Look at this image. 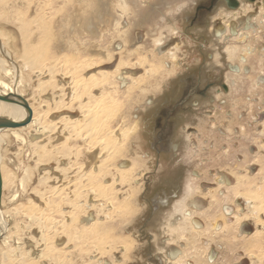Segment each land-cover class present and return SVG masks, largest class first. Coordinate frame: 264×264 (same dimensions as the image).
<instances>
[{"label":"rangeland","instance_id":"obj_1","mask_svg":"<svg viewBox=\"0 0 264 264\" xmlns=\"http://www.w3.org/2000/svg\"><path fill=\"white\" fill-rule=\"evenodd\" d=\"M183 1L0 0L5 7L0 9L3 17L0 20L3 49L0 59L14 75L0 73V78L13 86L17 73L21 75L23 81L19 90L27 101L33 121L44 116V123L51 125V121L54 123L66 115L79 120L78 106L102 94L121 100L119 112L109 121V131L115 133L116 141L117 133L131 129L134 124L138 126L125 140L123 150L106 163L110 176L99 180L100 184H108L112 175L116 179V172L134 163L135 176L133 174L130 187L115 185L117 202L125 198L128 210L110 221L104 215L111 209L109 204L102 212L101 203L104 202L92 200L88 194L86 197L85 189L79 190L80 183L85 185L84 179L80 180L81 174L90 171V167L94 173L96 160L106 152L101 151L103 146L98 144H93V149L87 152L88 142L95 141L94 137L89 141L66 142L71 155L63 157L59 143L65 134L58 138L56 133L42 135L31 126L19 132L26 141L21 144L10 132H1L0 164L4 180L0 210L7 230L0 237V264H99V260L100 264H177L171 261L177 260L182 251L191 252L182 258L187 264H264V227L261 224L264 223V185L260 182L264 177V24L239 22L237 17H242L251 7L244 4L236 14H228L217 5L207 26H191L187 19L204 0ZM261 9L259 7L258 11ZM244 33L246 38L241 42L240 38L236 39ZM158 40L161 45L155 46ZM243 41L246 42L242 44ZM168 50H172L174 61L166 54ZM154 57H164L161 67L171 68L175 74L165 79L160 71L146 78L144 69L152 63L160 64ZM140 58L147 61L144 66L138 64ZM120 59L128 60L131 68L122 69L121 74L119 71L114 86L96 87L89 90V96L81 97L83 101H72L69 109L54 110L62 91L66 94L65 103L71 94L68 85L71 73L67 74L71 67L68 66H79L91 60L94 68L76 73L86 80L91 76L99 78L98 72L112 74ZM199 64L204 72H211L217 79L221 77L227 85V93L215 94L210 90L208 96L212 102L199 101L191 114L186 113L180 122L172 140L178 150L171 156L174 158L169 166L181 170L183 184L173 188L177 196L168 207L151 216V206L157 203L145 200L150 193L143 198L141 184L145 172L150 171L155 162L145 145V141H149L148 126L160 100L174 98L178 92V78ZM51 69V73L48 72ZM123 76L129 79L123 80ZM139 77H143L141 83L130 82V78ZM232 78L236 86L231 85ZM40 84L48 85L44 92L37 87ZM128 85L133 90L125 97ZM188 127H193L194 133L188 134ZM34 141H39L38 148L30 145ZM39 146L45 147L47 156L39 158L43 150ZM237 178L244 184L257 185L258 193L263 196L251 202L233 196L230 189L236 187ZM237 191L249 190L241 187ZM76 192H79L77 199ZM67 201L79 208L83 206L82 211L74 212ZM256 202L262 210L257 219L250 211ZM180 203L183 204L179 207L181 211L195 213L191 216V225L179 211ZM76 214L79 215L75 223L77 229L87 225L81 220L97 219L101 227L110 232L106 235L118 242L112 245V250L109 245L104 247L108 252L95 263H91V259L98 257V247H88L86 242H83V249L88 253L81 256L77 255L72 242L60 253L51 249L65 243L60 215L71 228L68 226L70 215L75 217ZM233 214L247 220L242 219L233 227ZM222 226L223 231L217 233L215 229L219 231ZM255 232L260 235L258 241L253 238ZM6 234L10 237L9 243L2 244L1 238ZM42 234L46 235L43 242L40 241ZM121 240L129 244L127 251L122 250ZM246 241L250 246L248 252L245 251ZM205 252L212 262H206Z\"/></svg>","mask_w":264,"mask_h":264},{"label":"bare ground","instance_id":"obj_2","mask_svg":"<svg viewBox=\"0 0 264 264\" xmlns=\"http://www.w3.org/2000/svg\"><path fill=\"white\" fill-rule=\"evenodd\" d=\"M185 2H186V0H185ZM185 2L183 1L182 3H185ZM121 5L123 6V4H121ZM156 43H158V42H156ZM1 50H3V49L0 46V51ZM5 55L7 56V54H5ZM7 58H8V56H7ZM52 61H54V60H52ZM90 61L89 62L88 61H84V62H82V64L80 63L79 66L77 64H71L70 66H68L69 64L67 65L68 67H71L69 69L67 67V69H68L67 74L71 73V77H70L71 80L68 83V85L70 86V93L71 94H70V96L68 95V102L65 103L63 101V98L65 97L66 94L64 93V91L61 90L62 94H59L60 95V98L58 99L59 102L54 106V110L56 112H58L59 110H61L63 108H66V109L68 108L69 109L70 108L69 104L72 101H75V100L83 101L84 99L80 100L81 97L84 94H87V96H89L90 95L89 94V90H91V89H95L96 87H99V86L101 88H102V86H104V87L109 86V88H110V86H114L115 82L113 81V78L116 76V74L119 72V70L122 69V68L130 67V65L128 63H126L124 60L120 59V61L117 62V66L115 67V69H114L112 74H108L109 72L108 73H100V72L97 71L99 73V74L97 73V75H99V78H96L95 76L94 77L91 76V78L83 80V77L81 76V74H80V76H81V78H80L79 76L76 75V73L80 72V71H84V70H86V71L89 70L93 66V62H90ZM143 62H144L143 59L139 60L138 64L140 66H142ZM5 65H6L5 61L3 59H0V73H2L4 76H11V77L14 76L12 70L5 68ZM49 66H51V65L49 64ZM95 67H96V65H95ZM50 68H52V67H50ZM93 68H94V66H93ZM48 70H49V68H48ZM51 71H52V69L50 71H48V72L51 73ZM102 71H104V70H102ZM121 73H122V71H120V74ZM22 81H23V79H22V77H21V75L19 73H17V79L15 80V83H14L13 86H11V84L9 85V84L3 82L1 80V78H0V94L11 93V94H17V95L22 97V92H21V90H19L20 89L19 86H21ZM37 87H39L40 90H43L42 92H44V88L48 87V85L47 84H45V85L44 84H40V86H37ZM60 88H62V87H60ZM63 88H65V87H63ZM52 89H54V88H52ZM99 90L102 91L101 89H99ZM126 92H124V96H127L126 94H128L130 91L128 90ZM98 95H99V93H98ZM119 101H121V100L117 99L116 97H109L108 95L104 96V95L101 94L98 98H95V99H92V100L88 99V101L87 102L85 101V103L83 105H79L78 106V109L80 111H78V110L77 111H78V113H81V116H80L79 120L70 119L65 114L66 116L60 117L54 123H52V121L50 120L51 121V125H47L46 123H44V121H45L44 116H41V117L38 116L39 119H35L34 121L32 120V117H31L30 122L27 125H25L24 127H20V128H16V129L2 130V131H0V134H1V132H6V131L10 132L11 136L16 141H19L21 144L25 143L26 141H25L24 138H22L19 135V132L21 130L26 129V128H30L31 126L35 129V132H38L40 134L44 133L46 135H50V134L56 133L57 134V138L59 136H61L62 134H65L66 137L64 138L62 143H59V144H61V146L63 148V150L61 152V156H63V157H69L71 155L70 150L68 149V146L66 145V142H68V141L69 142H75V141H77L79 139H81L83 141H87V140L89 141L90 139H92V137H94L96 142L95 141H93V142L89 141L88 142V145H87V148H86L87 152H89L90 150L93 149V146H94L93 144H98L100 146H103V148L102 149L100 148V149H101V151L106 150V152H104V155L102 157H100L99 160H96L97 166H94V168H95L94 173L91 172V167H90V171L87 170L88 172H86V173L82 172L83 174H81L80 180L84 179L85 185H81L83 183H80L79 190L80 189H85L86 197L91 196L92 200H97V201L104 202V203H101V205H102L101 211L102 212L105 209L104 207L109 204V207L111 209L105 211L104 215H105V217H107V220L109 218V221H110V220H112L114 218H119V217L123 216V214L126 213V211L128 210V208H125V207H127L125 198H124V200H122L120 202H117L116 197H117V193L118 192L115 189L116 183H118V185H120V186L122 185V186L130 187V184L132 182L131 178H132V176L134 174V163H133L128 168L116 172V175H115L116 179H114L113 178L114 175H112V181L110 183L105 184V185L99 183L100 182L99 180L102 179V177L107 176V175L110 176V171L108 169L109 166H106V163L111 162L112 160H114L115 156L117 154H119L123 150L125 140L129 136V134L132 133V132H135V129L137 128V124H134V126L130 127L131 129H126V130H124L122 132L120 131L119 133H117L118 141H116V138H115V135H114L115 133H113L112 130L109 131V127H110L109 126V121L112 120L114 118V116L119 112V109H118L119 103H120ZM76 105L77 104H75L74 107H76ZM49 111H51V110H49ZM55 111H54V113H55ZM47 114H48V112H45V115H47ZM24 115H25V112H24V110L21 107L13 105V104L0 102V117L6 118V119L14 121V122H17V121L21 120L24 117ZM36 118H37V116H36ZM49 122H48V124H49ZM263 127H264V122H263ZM44 134H42V135H44ZM104 138H105V140H104ZM36 140H39V139H36ZM2 142H3V135L1 134L0 135V144ZM38 142H35V141H34V143L31 142L30 145L31 146H35V148H38L37 147L38 146ZM96 147H98V146H96ZM39 148L40 149L43 148L42 154L41 155L39 154V158L47 156L48 152H46L47 150L45 151V149H44L45 147L39 146ZM96 149H95L94 152H96ZM98 149H99V147H98ZM51 150H53V149L51 148ZM81 167H82V165H81ZM2 172H3L2 165L0 164L1 183H2V189H3V180L4 179L2 177ZM262 172H263V170H262ZM126 175H127V178H126ZM134 176H135V174H134ZM76 180H78V179H76ZM260 182L264 185V177L261 178ZM235 185H236V183H235ZM241 187L245 188L246 190H249V191L243 192V193L238 192L237 191L238 188H241ZM132 189H133V187H132ZM123 191H125V190H123ZM133 191L135 192V190H133ZM254 191H255V194H254ZM230 192H231V194L233 196L243 198V199H245L248 202L249 201L251 202V201H254V200H258L260 198L259 195H262V193H260V194L258 193V186L257 185L254 186L251 183L244 184V183H242V180H239L238 178H237L236 187L230 189ZM78 193L79 192L75 193V195L77 196V197H75L76 199L79 198ZM87 194H88V196H87ZM15 197L16 196L14 195L12 197V199H14ZM259 201H262V199H260ZM67 203L69 205H71L73 207V209H75L74 212H76V213L82 211V209H83V206H81V205H80L81 208H79L76 205H74L73 203H69V201H67ZM1 205H2V199H1ZM92 207L94 208V206H92ZM250 209H251L250 210L251 213L254 214V218L257 219L259 211L260 212L262 211V210H260L261 208L258 206L257 202H256V205H252L250 207ZM50 211L52 212L53 209L50 208ZM1 213H2V211L0 210V237L7 230V225H6L7 222L4 221V219H3L4 217L2 218V216H1L2 214ZM53 213H54V211H53ZM205 214L207 215L209 213H205ZM42 216H43V214H42ZM78 216L79 215H77V214H76L75 217L70 215V219H69L70 224L68 226H70L71 228H69V227H67V224H65L63 222L64 221L63 216L60 215V218H62V219H60L59 222H60V225H61V232L65 233L64 236H66L65 240H63V241H65V243H63V244L61 243L62 245H60L58 248L51 247V249H52V251H57V252L59 251V253H60L62 248L67 247V243H69V242L71 243L72 242L73 244H75V246H73L74 249H75V247L77 249V255L81 256L82 253H86V254L88 253L87 251H84V249H83V244H84L83 242H86V245L88 247H98V251H97V254H96L98 257L97 258L95 257V258L91 259L92 260L91 263H95L97 261V259L99 260L100 257H103V255H105L108 252L107 249H105L104 247L108 248V245H109V249L112 250V249H114L112 245L115 244V243L118 244V242H116V240L112 236L108 237L106 235V234H108L110 232L107 233V231L105 230V227H101V224L98 223L97 219H94V220H90V219H87V218L83 219V220H81V222L82 223H86L87 224L86 227H83L81 229H77L76 226H75V223L78 220ZM173 217H175V216H173ZM232 218L234 219L233 227L237 226L242 221V219L243 220L245 219V217H237L236 214H233ZM48 220H49V218H48ZM184 220L186 221L187 219H184ZM245 220H247V219H245ZM101 222H103V221H101ZM256 222L258 223V220ZM168 223H169V221H168ZM261 224H262V227H264V223H261ZM223 229H224V226H222L221 230H219V231H217L218 229H215V230L217 231V233H220V232L223 231ZM107 230L109 231V229H107ZM197 232H199V231H196V233ZM258 234L259 233H256V232L253 233V236H255L253 238L255 240H257V241H258V239L260 237V235H258ZM44 237H43V234H42V236H40V241H42V242L45 241ZM1 239H2V244H7V242L9 243L10 237L7 236V234H6V236H3ZM13 244H15V243H13ZM120 244H123L122 247H121L122 250L127 251L129 249V244H127L125 241L121 240ZM248 244H249V242L246 241L245 246H247ZM249 248H250V246L248 245L246 247V249L245 248L244 249H245L246 252H248L247 250ZM45 249H47V246L45 247ZM190 253H191L190 251H184V253L182 251V255L177 260H175V263L177 262V264H185V261L183 260L184 261V263H183L182 258L184 259V257L188 256ZM195 257H196V255H195ZM196 259H197V261H200L199 258L196 257ZM211 261H212V259L209 260V262H211ZM99 262L101 263L102 261L99 260Z\"/></svg>","mask_w":264,"mask_h":264},{"label":"flooded vegetation","instance_id":"obj_3","mask_svg":"<svg viewBox=\"0 0 264 264\" xmlns=\"http://www.w3.org/2000/svg\"><path fill=\"white\" fill-rule=\"evenodd\" d=\"M244 4L249 7H253H250V9L245 11V13L242 14V17L240 16L241 18L237 17L239 18L238 21L242 24H253L254 21L260 24H264V0H204V2H200L195 6L193 14L187 19V21L191 26H207V24H209V18L212 16L217 5H220L221 9L224 12L233 14L236 11H239L240 7ZM259 7H262L263 9L258 11ZM258 17L262 18L258 19ZM230 22H233V20H231ZM218 24H221V22H219ZM244 38H246V33L239 34L236 39H239V41L241 42ZM200 41H202V39ZM157 42L158 43H156L155 46L161 45V42L159 40ZM245 42L246 41H243L242 44ZM166 54L171 56V60L174 61V54L172 50H168ZM247 54H249L248 51ZM164 57H159L158 59L154 57V59L157 60H155L156 62L160 61V64L159 66H157V64L155 65L153 63H149L151 64V67L147 66V68L144 69V76L146 78H150L152 75L158 74L160 71L166 76L165 79L175 74L174 70H172L171 68L165 69L164 67H161V65H163ZM140 60H142V58H140ZM124 61L129 64L128 60ZM201 61L203 62V59H201ZM146 63L147 61L143 62V64ZM122 69H120L119 71H121ZM118 76L120 75L118 74L116 77L118 78ZM143 77L130 78V82L141 83V79L143 80ZM123 79L129 78L127 76H123ZM113 81L115 82V77L113 78ZM177 82L179 84L178 92H176L174 98L163 97L160 100L158 108L152 114L153 117L151 118L150 124L148 126L149 130H147L149 133V141H145V145L149 153L154 156L155 162L152 166V169L148 172H145V177L143 178L141 184L144 186L143 198L144 196H146V194L150 193V197H145V200H147L149 203H157V206H151V216L156 214L160 209L168 207L170 202H172V199L177 196L176 190L173 188L179 187L180 184H183L184 178L181 170H176L175 168L169 166V161L173 160L174 158L171 156L176 155V152L178 150L177 145H172V140L177 131V128L179 127L180 122H182L186 113L191 114V111H193L194 108L199 105V101L203 102L208 100L209 102H212V99L208 96V92L210 90L213 89L215 94L227 93V85L225 82H223L221 77L220 79H217L216 76H212L211 72H204L200 64L189 70V72L183 75L181 78H178ZM230 82L231 85L234 86H236L237 84L233 78L232 80H230ZM130 86L131 85H128L126 87L125 92L128 90H133ZM171 90L175 89L172 88ZM186 131L188 134H190L194 133L195 129L193 127H188L186 128ZM128 167L129 166H126L123 169H126ZM116 185H118V183H116ZM187 189V191L190 192L188 186ZM153 190L158 191L154 192ZM181 203L178 205V208H182L181 205L183 204ZM180 208L179 211L183 214V218L187 219L189 221V225H191V216H194L195 213H189L186 210L181 211ZM206 253L207 254L205 255V260L206 262L210 263L209 260L212 258H208V252ZM185 264H187V260H185Z\"/></svg>","mask_w":264,"mask_h":264},{"label":"water","instance_id":"obj_4","mask_svg":"<svg viewBox=\"0 0 264 264\" xmlns=\"http://www.w3.org/2000/svg\"><path fill=\"white\" fill-rule=\"evenodd\" d=\"M0 102L19 106L25 112L24 117L17 122L0 117V131L6 129H16V128L24 127L30 122L31 111L24 98H22L17 94L6 93V94H0ZM1 192H2V183H1V174H0V208H1Z\"/></svg>","mask_w":264,"mask_h":264},{"label":"crops","instance_id":"obj_5","mask_svg":"<svg viewBox=\"0 0 264 264\" xmlns=\"http://www.w3.org/2000/svg\"><path fill=\"white\" fill-rule=\"evenodd\" d=\"M0 9H1V10H4V9H5V7H2V4H1V3H0ZM29 18H30V16H28V19H29ZM1 19H3L2 16H0V20H1ZM0 34H1V32H0Z\"/></svg>","mask_w":264,"mask_h":264}]
</instances>
